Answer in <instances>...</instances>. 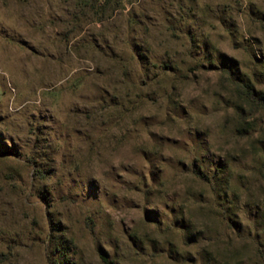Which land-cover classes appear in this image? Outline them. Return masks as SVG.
I'll return each mask as SVG.
<instances>
[{
  "label": "rangeland",
  "instance_id": "obj_1",
  "mask_svg": "<svg viewBox=\"0 0 264 264\" xmlns=\"http://www.w3.org/2000/svg\"><path fill=\"white\" fill-rule=\"evenodd\" d=\"M246 82L264 0H0V264H264Z\"/></svg>",
  "mask_w": 264,
  "mask_h": 264
},
{
  "label": "trees",
  "instance_id": "obj_2",
  "mask_svg": "<svg viewBox=\"0 0 264 264\" xmlns=\"http://www.w3.org/2000/svg\"><path fill=\"white\" fill-rule=\"evenodd\" d=\"M240 89V96L241 99H243L244 102L249 104L251 107H264V94H258L256 88L254 85H252L249 82L244 83V85L241 86ZM240 109L242 114V120H246V116L244 114V109L242 108V105L240 104L237 109ZM105 264H113L112 261L108 260L106 257H102Z\"/></svg>",
  "mask_w": 264,
  "mask_h": 264
}]
</instances>
